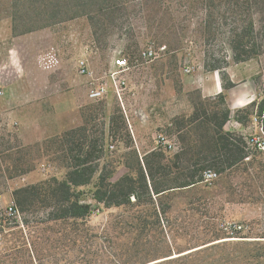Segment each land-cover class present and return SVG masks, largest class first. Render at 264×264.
Listing matches in <instances>:
<instances>
[{
    "label": "rangeland",
    "instance_id": "374dc122",
    "mask_svg": "<svg viewBox=\"0 0 264 264\" xmlns=\"http://www.w3.org/2000/svg\"><path fill=\"white\" fill-rule=\"evenodd\" d=\"M58 3L64 19L55 21ZM234 3L0 0V264H264V131L256 107L230 110L197 89L201 75L224 61L235 64L230 30L249 11L244 0ZM149 47L157 58L146 63L140 53ZM118 58L128 67L116 69ZM81 61L92 77L79 72ZM243 65L245 94L259 102L264 54ZM96 89L102 92L94 97ZM192 102L209 117L228 109L223 130L261 146L222 174L207 170L215 180L154 200L143 229L137 208L50 221L53 203L44 186L17 206L18 190L65 178L53 139L84 125L94 138L105 133L108 155L101 164L113 160L114 180L138 175L142 158L158 147L180 169L176 154L198 146L199 132L173 119L190 116ZM9 202L19 211L16 220L5 216Z\"/></svg>",
    "mask_w": 264,
    "mask_h": 264
},
{
    "label": "trees",
    "instance_id": "16d2710c",
    "mask_svg": "<svg viewBox=\"0 0 264 264\" xmlns=\"http://www.w3.org/2000/svg\"><path fill=\"white\" fill-rule=\"evenodd\" d=\"M234 1V4H237L239 0ZM78 7L77 5L71 9ZM243 8L249 11L247 20H244L243 24H235L230 30L229 46L235 64L248 62L264 54V37L261 35L264 32V0H244ZM59 10L58 3L54 13L55 21L64 19L58 18L62 15ZM252 11H255V16L260 17L259 20L255 19ZM70 15L69 17L73 18L78 14ZM223 64V67H215L212 71L220 72L222 88L228 90L233 88L234 84L223 71L228 66L226 61ZM215 97L225 102L223 93ZM192 106L190 116L173 119L174 123L181 120L182 124L185 122L196 133L199 132L194 140L196 144L200 143L198 146L176 154L175 158L183 163L180 169L177 166H169L165 152L158 147L142 158L138 175L133 177L127 174L114 180L116 170L113 160V165L111 162V165L101 164L108 155L105 149V133L102 132L94 138L84 125L53 139L65 159V178L62 181L51 179L37 186L18 190L14 194L17 206L23 208L28 200L27 194L44 186L42 192L53 203V209L48 214L50 221L85 220L102 209L137 208V221L142 218L141 214L144 217L140 221L143 229L147 224L146 208L153 204L154 200L161 202L163 198L178 190L199 186L203 183V174L207 170L214 168L218 174H222L243 161L245 163L251 151L258 149L257 144L250 146L243 136L223 130L230 117L228 109L221 113L215 112L209 117L205 112L200 113L198 103L192 102ZM254 107L255 117L264 131V98L249 104V108ZM249 110L247 108L244 111L249 113ZM159 209L158 213H163L161 208ZM154 216L159 225L156 212ZM241 229L234 228L232 232L237 234Z\"/></svg>",
    "mask_w": 264,
    "mask_h": 264
},
{
    "label": "crops",
    "instance_id": "0c3cea01",
    "mask_svg": "<svg viewBox=\"0 0 264 264\" xmlns=\"http://www.w3.org/2000/svg\"><path fill=\"white\" fill-rule=\"evenodd\" d=\"M244 63L234 64V66H227L223 71L226 73L228 80L234 84V87L228 90H223L222 80L219 71H213L201 75L200 82L197 89L203 98L215 97L220 93L225 95V101L230 110L243 108L247 103L254 101L249 100L250 96H246L244 91ZM246 73V72H245ZM249 101V102H248Z\"/></svg>",
    "mask_w": 264,
    "mask_h": 264
},
{
    "label": "built area",
    "instance_id": "2783aa9c",
    "mask_svg": "<svg viewBox=\"0 0 264 264\" xmlns=\"http://www.w3.org/2000/svg\"><path fill=\"white\" fill-rule=\"evenodd\" d=\"M140 58L141 60H143L144 62L148 63V62H152L157 58V52L152 48H146L145 50H143L140 53ZM116 62H114V67L118 70L120 69H124L128 67V61L125 58H118L115 60ZM79 72L87 77H92L93 73L91 71H89L86 63L84 61H81L79 64ZM186 73H190V69L186 70ZM102 89V88H101ZM96 89V90H92V96L96 97L98 95L101 94L102 90ZM2 95V92H0V96ZM248 144L250 146H254V145H258L261 146V142H257L256 140H250L248 142ZM262 146H264V140L262 142ZM165 149H171V146H168L167 148L165 147ZM217 177L216 173H213L211 171H206L203 174V182L207 183V182H211L213 180H215V178ZM5 216L8 219L11 220H16L19 218V211L17 209V207L15 206L14 203L9 202V204L6 206L5 208ZM236 229L240 230L241 227H235Z\"/></svg>",
    "mask_w": 264,
    "mask_h": 264
}]
</instances>
